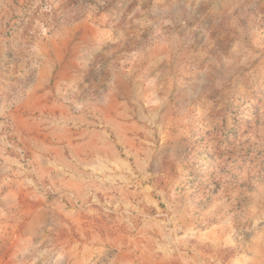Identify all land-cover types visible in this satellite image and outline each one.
Returning <instances> with one entry per match:
<instances>
[{
	"label": "rangeland",
	"instance_id": "1",
	"mask_svg": "<svg viewBox=\"0 0 264 264\" xmlns=\"http://www.w3.org/2000/svg\"><path fill=\"white\" fill-rule=\"evenodd\" d=\"M0 264H264V0H0Z\"/></svg>",
	"mask_w": 264,
	"mask_h": 264
}]
</instances>
